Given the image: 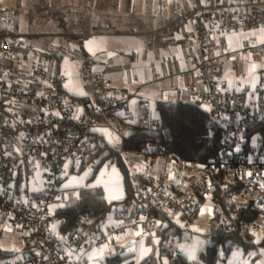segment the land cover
Listing matches in <instances>:
<instances>
[{
    "label": "built area",
    "instance_id": "2783aa9c",
    "mask_svg": "<svg viewBox=\"0 0 264 264\" xmlns=\"http://www.w3.org/2000/svg\"><path fill=\"white\" fill-rule=\"evenodd\" d=\"M159 1L163 6L170 2ZM188 1L191 10L180 18L189 17L198 52L187 49L188 67L166 77L173 83L172 92H185L199 101L209 122L226 135L212 163L183 161L199 170L192 192L183 196L173 189L171 168L177 159L170 149H159L165 166L151 177L141 172L131 160L134 155L124 148L126 126L160 127L155 105L143 101L136 114L131 97L116 92L104 75L95 79V100L73 101L61 87L63 78L51 67L48 52L15 29L11 10L0 0V225L7 224L22 244L21 251L0 264H88L89 248L105 247L128 228L137 235L158 232L164 225L162 215H173L183 229L193 230L201 213L200 197H210L217 184L211 170L223 172L229 184L242 178L240 191L232 192L229 201L238 209L254 204L262 220L242 221V225L249 231L261 228L264 146L259 139L248 148L244 145L246 131L264 120V42L252 41L258 30L264 31V0ZM243 33L248 38L239 48L224 44L226 37ZM223 59L228 60L232 77L225 73ZM246 61L253 72L243 70ZM163 78L135 76V81L143 86ZM102 147L125 158L137 203L129 210H115L120 223L110 224L79 246L76 232L61 233L56 212L81 201L82 188H68V177L85 168L95 170ZM220 224L229 226L231 221L222 216Z\"/></svg>",
    "mask_w": 264,
    "mask_h": 264
},
{
    "label": "crops",
    "instance_id": "0c3cea01",
    "mask_svg": "<svg viewBox=\"0 0 264 264\" xmlns=\"http://www.w3.org/2000/svg\"><path fill=\"white\" fill-rule=\"evenodd\" d=\"M118 1L116 6L125 4L126 9H129L127 6L129 3L132 4V0ZM149 1L152 2L153 0ZM158 6L162 12L160 18L157 19L155 29L152 31L136 33L133 30L117 29L115 28L117 25L113 27L109 25H99V29L92 32L75 34L79 37L85 36L82 45L87 56L84 55L83 49L81 53L82 59L87 61L84 62V65H87L89 70L94 74L92 75L91 82L87 85L88 96L92 100L97 98L94 82L99 75H104L116 92L131 97V105L138 115L140 114V103L143 101H148L156 107V103L160 100L179 101L191 98L185 92H172L173 83L166 77L169 74L177 73L188 67L187 49L192 48L198 52L191 37V21L189 17L180 18V15L186 14L191 10V3L188 0H170L169 5L163 6L158 0ZM124 27L126 28L127 24L124 25ZM244 36V34H232L226 37L224 44L229 48H239L242 45ZM255 36H257V38L255 37L252 39L254 42H264L263 30H258ZM44 50L57 53V51ZM57 54L53 56V59L58 63L55 66L56 68L60 66V56ZM222 64L225 73L231 77L228 60L223 59ZM243 67L246 72H253V67L249 61H246ZM161 75L165 76V78L143 86H140L135 81V76H139L142 79H157V77L159 78ZM61 77L64 82L66 77L63 75H61ZM180 82L181 80L176 79L177 84ZM63 89L68 95H73L65 90L64 85ZM134 125L135 124L126 126L125 132L129 133ZM134 156L140 162L145 160L148 163L146 170H142L139 167L141 172L147 176L156 177L164 169V161L160 155L153 157L152 160L149 159L150 157L146 158L143 155ZM171 170L174 191L183 196L191 193L194 182L199 178V170L186 165V163L180 160L175 162ZM72 173L73 172H71L70 175ZM70 175L67 180L68 188L78 187L76 180L70 178ZM91 186L103 188L105 197L109 201H121L126 196L124 176L119 168L109 164V162H106L100 167ZM125 209L129 210L127 207ZM214 210V202L210 197H205L201 204L200 216L197 218L193 230L184 229L182 234L185 232L198 233L202 228L208 230L207 227H209L210 220L214 215ZM114 213L113 211L107 216L106 220L102 223L100 231H103L112 223H120L119 219L115 218ZM176 220L181 226V221L177 217ZM165 226L166 222H164L161 229ZM90 238L87 242L79 244V246L89 243ZM172 238L176 239L175 243H168L165 241L164 245L171 248L175 254L185 256L189 261L198 264L199 255L203 250L198 253L197 256L194 255L190 257L182 253L187 250L184 246H180L177 253L172 247L177 244L178 240L176 236L171 237V239ZM209 244L210 242L207 243L205 247ZM161 245L162 238L158 236V232L157 235H137L128 228L122 235L110 238L105 247L89 248L86 253V258L88 264H108L107 259L122 254L130 255L129 261H133V264H141L152 254L158 252ZM195 256L197 259H195ZM219 257H221L222 261L219 260ZM217 261L218 264L226 263L221 254L218 256ZM164 262L168 263V259H165Z\"/></svg>",
    "mask_w": 264,
    "mask_h": 264
},
{
    "label": "trees",
    "instance_id": "16d2710c",
    "mask_svg": "<svg viewBox=\"0 0 264 264\" xmlns=\"http://www.w3.org/2000/svg\"><path fill=\"white\" fill-rule=\"evenodd\" d=\"M73 36L81 42L85 39V36L79 37L75 34ZM80 47L87 56L82 44ZM48 54L52 58L57 53L48 52ZM56 75L61 76L60 66L56 69ZM62 84L63 80H61L63 88ZM71 98L73 101L82 103L92 101L89 96L71 95ZM156 113L160 127L152 130L139 123L136 124L129 133L125 134L124 148L126 151L149 158L158 156L159 149L164 147L170 149L177 160L198 161L206 164L212 163L218 157L224 146L226 132L220 126L209 122L199 101L192 98L179 101L160 100L156 103ZM256 137L264 146V120L254 123L246 131L244 146L248 148ZM149 146L152 150L145 152L144 149ZM99 154L101 158L98 166L89 176L86 185L82 187L81 201L74 206L60 207L56 212V218L61 220L59 228L61 233L76 232L79 239L78 244L87 242L91 235L99 232L102 223L111 212L126 207L130 209L137 203L131 174L123 155L108 147H102ZM106 162L119 168L124 176L126 196L121 201H109L105 197L103 188L91 186L100 167ZM209 175L217 179V184L210 196L215 204L214 217L210 220L205 233L211 243L200 253L198 264H218V256L222 253L229 255L235 247H242L246 254L264 248V236L260 241L255 242L253 234L247 228L244 229L242 225V221L260 222L262 220L263 217L258 208L249 203L238 209L229 201V195L232 192L240 191L243 184L242 178H235V182L229 184L223 172L211 170ZM204 199L200 197V202L202 203ZM234 213H237V218L232 217ZM222 216L231 221L229 226L220 224ZM161 218L166 222V226L158 231V236L162 238L161 248L141 264H194L185 256L175 254L171 248L164 245V242L171 237L182 234L184 229L173 215H162ZM15 254V251L4 250L0 246V261ZM130 257V255L118 254L107 259V263L133 264V261H129ZM165 259H168V263L164 262Z\"/></svg>",
    "mask_w": 264,
    "mask_h": 264
},
{
    "label": "rangeland",
    "instance_id": "374dc122",
    "mask_svg": "<svg viewBox=\"0 0 264 264\" xmlns=\"http://www.w3.org/2000/svg\"><path fill=\"white\" fill-rule=\"evenodd\" d=\"M118 2V0H4L3 7L11 10L12 22L18 32L26 35L40 48L57 51L60 56V73L66 77L63 82L65 90L69 94L88 96L87 85L94 74L87 65H84L86 61L82 59L80 47L83 41H78L73 35L92 32L97 30L99 25L110 27L117 25L115 26L117 29L133 30L136 33L152 31L162 12L158 6V0L152 2L132 0V4L127 5L129 9L125 8V4L116 6ZM244 35V39H247L246 34ZM253 43L257 42L253 41ZM49 61L53 70L56 71L55 66L58 64L56 60L49 57ZM257 143L258 137L252 144ZM149 159L152 160L153 157ZM131 160L140 169H147L148 163L145 160L140 162L134 156H131ZM92 172L93 169L90 168L73 172L70 178H74L78 185L73 190L77 191L79 187L85 186ZM0 229L1 248L15 252L21 251L20 237L10 231L7 224H1ZM206 231V228H202L198 233L180 234L176 236L178 241L172 248L178 253L179 247L184 246L187 250L182 252L184 255L197 256L205 249L207 243H211L205 236ZM250 232L255 242L260 241L264 236V222L261 228L257 230L251 228ZM170 240L171 238L166 242L170 243ZM221 255L225 264H264V248L246 254L242 247H235L229 255L223 253ZM196 256L195 259H197Z\"/></svg>",
    "mask_w": 264,
    "mask_h": 264
},
{
    "label": "water",
    "instance_id": "95a60500",
    "mask_svg": "<svg viewBox=\"0 0 264 264\" xmlns=\"http://www.w3.org/2000/svg\"><path fill=\"white\" fill-rule=\"evenodd\" d=\"M150 234H152V235H157V232H152V233H150ZM149 235V234H148Z\"/></svg>",
    "mask_w": 264,
    "mask_h": 264
},
{
    "label": "snow or ice",
    "instance_id": "6c2138e0",
    "mask_svg": "<svg viewBox=\"0 0 264 264\" xmlns=\"http://www.w3.org/2000/svg\"><path fill=\"white\" fill-rule=\"evenodd\" d=\"M55 115L59 116V113L57 112V113H55ZM237 150H238V149H237ZM66 167H67V165H66Z\"/></svg>",
    "mask_w": 264,
    "mask_h": 264
}]
</instances>
